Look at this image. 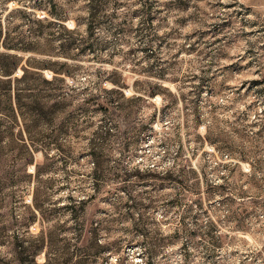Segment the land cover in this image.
<instances>
[{
  "label": "rangeland",
  "instance_id": "rangeland-1",
  "mask_svg": "<svg viewBox=\"0 0 264 264\" xmlns=\"http://www.w3.org/2000/svg\"><path fill=\"white\" fill-rule=\"evenodd\" d=\"M4 63L66 97L0 92V264H264V0H0Z\"/></svg>",
  "mask_w": 264,
  "mask_h": 264
},
{
  "label": "trees",
  "instance_id": "trees-1",
  "mask_svg": "<svg viewBox=\"0 0 264 264\" xmlns=\"http://www.w3.org/2000/svg\"><path fill=\"white\" fill-rule=\"evenodd\" d=\"M90 18L91 23L95 22L100 16L99 8L95 5H91ZM17 67V66H16ZM16 67H12L6 63L0 65V92L2 95L10 97V92L15 98V109L17 112L24 113L26 110H36L39 115H43L48 112L49 99H54L57 103L63 101L66 97L63 87H53L51 80L43 77L44 83L36 80H30L28 69L24 68V74L20 77L16 76L12 79V74L16 70ZM3 75H7V79L2 78ZM17 83L15 86L14 83ZM50 111V110H49Z\"/></svg>",
  "mask_w": 264,
  "mask_h": 264
}]
</instances>
